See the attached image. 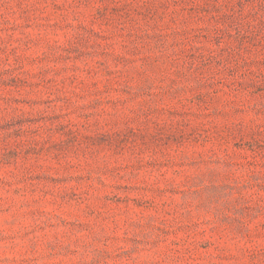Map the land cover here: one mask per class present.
Returning <instances> with one entry per match:
<instances>
[{"label":"rangeland","instance_id":"374dc122","mask_svg":"<svg viewBox=\"0 0 264 264\" xmlns=\"http://www.w3.org/2000/svg\"><path fill=\"white\" fill-rule=\"evenodd\" d=\"M0 264H264V0H0Z\"/></svg>","mask_w":264,"mask_h":264}]
</instances>
